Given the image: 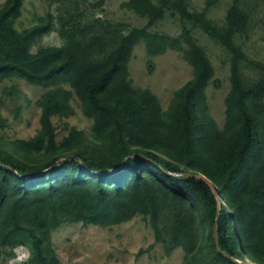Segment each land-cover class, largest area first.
<instances>
[{
	"label": "trees",
	"instance_id": "obj_1",
	"mask_svg": "<svg viewBox=\"0 0 264 264\" xmlns=\"http://www.w3.org/2000/svg\"><path fill=\"white\" fill-rule=\"evenodd\" d=\"M24 1L7 0L0 7V84L16 77L47 89L37 101L40 130L13 144L26 155L51 160L28 170L18 158L0 155V247L21 242L31 250L33 263L60 264L51 231L64 222L110 227L143 215L160 237L161 220L168 216L173 246L187 247L185 264H264V62L250 61L260 76L246 82L241 66L247 56L235 38L251 22L238 0L224 25L207 17L218 0H205L200 12L190 11L188 0H128L124 7L148 19L131 30L99 14L83 18L82 0H57L64 44L36 52L31 48L53 29L54 16L49 12L19 30ZM106 2L88 7L102 13ZM167 11L179 15L187 47L152 30ZM197 27L231 54L222 129L208 114L205 91L215 69L192 35ZM140 41L151 55L181 50L193 67V77L175 91L166 110L150 89L132 84L129 62ZM72 93L93 121L91 137L106 149L104 161L71 152L88 138L84 130L72 128L56 139L51 118L70 110ZM2 103L0 130L6 126ZM118 150L123 151L119 159ZM198 175L208 178L215 192ZM197 217L212 223L213 256L207 263L196 259L190 243L188 230Z\"/></svg>",
	"mask_w": 264,
	"mask_h": 264
},
{
	"label": "rangeland",
	"instance_id": "obj_2",
	"mask_svg": "<svg viewBox=\"0 0 264 264\" xmlns=\"http://www.w3.org/2000/svg\"><path fill=\"white\" fill-rule=\"evenodd\" d=\"M7 0H0V7ZM97 0H82L83 18L91 19L101 15L115 22H125L127 30L147 24V17L126 8L123 3L128 0H107L104 11L90 9L89 3ZM234 0H218L207 13V17L217 25L226 23V15ZM243 10L248 12L251 24L244 33L236 36L247 59L242 62L241 71L248 83L259 78L260 72L251 65L253 62H264V0H238ZM61 1L25 0L22 15L16 27L23 30L35 25L39 16L52 13L53 29L43 35L32 46L36 52L40 46H60L64 39L59 31ZM206 6L205 0H188L190 11L200 12ZM85 10L84 12L82 10ZM153 31L180 39L184 47L182 23L178 14L167 11L164 18L152 27ZM193 37L205 49L215 69V75L206 88L208 114L214 118L219 128H224L226 121V97L231 90L230 65L231 54L214 41L201 28L192 29ZM132 84L136 89H150L160 100L166 110L177 89L193 77V67L183 55V51L167 48L163 53L151 55L145 41H140L134 48L129 62ZM64 87L72 91L66 84ZM14 88V93L9 90ZM47 91L41 86H34L25 80L12 77L0 84L1 114L6 126L0 130V155H12L28 169L45 166L51 159L40 154L26 155L15 148L14 140L33 138L41 128L42 108L37 101ZM70 110L52 116L56 130V139L61 141L72 128L84 130L89 136L71 152H82L89 158H107V151L91 137L93 121L82 110L80 100L72 93ZM137 151L138 149H132ZM117 158L123 155L116 152ZM161 234L157 237L150 218L139 215L132 220L100 227L84 225L82 222H64L51 231L52 248L60 264H185L187 247L184 243L173 246L171 219L164 216L161 220ZM188 233L196 259L209 262L213 256L212 223L197 217L196 225ZM3 233H0V237ZM216 240V230L214 226ZM189 243V242H188ZM189 243V244H190ZM142 250L140 254L139 251ZM32 253L24 243H6L0 247V264H35L31 261Z\"/></svg>",
	"mask_w": 264,
	"mask_h": 264
},
{
	"label": "water",
	"instance_id": "obj_3",
	"mask_svg": "<svg viewBox=\"0 0 264 264\" xmlns=\"http://www.w3.org/2000/svg\"><path fill=\"white\" fill-rule=\"evenodd\" d=\"M198 176L201 177V178H203L205 181H207V183L209 184V186L211 187V189L215 192V185L208 178H206L203 175H198ZM215 230H216V238H217L218 237V231L216 229V226H215Z\"/></svg>",
	"mask_w": 264,
	"mask_h": 264
}]
</instances>
